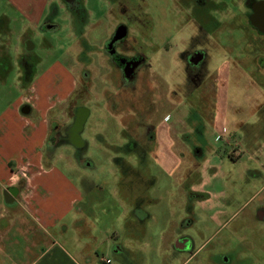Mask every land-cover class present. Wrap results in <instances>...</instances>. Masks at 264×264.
Returning <instances> with one entry per match:
<instances>
[{
  "label": "rangeland",
  "instance_id": "obj_1",
  "mask_svg": "<svg viewBox=\"0 0 264 264\" xmlns=\"http://www.w3.org/2000/svg\"><path fill=\"white\" fill-rule=\"evenodd\" d=\"M53 1L62 6L58 0ZM82 1L89 13L84 39L100 51L98 48L104 37L101 1ZM163 1L148 11L154 23L149 42L160 48L158 52H164L165 36L171 27L178 25L176 18L182 17L178 8L175 10L171 4L166 5L167 0ZM0 17L7 18V22L0 21V117L14 112L16 100L21 95L38 99L39 108L43 110L48 105L47 97L62 99L73 88L69 99L77 98L91 111L82 134L88 144L84 162L89 165L77 163L70 145L63 144L53 153H46L45 146L42 148L44 159L53 160L57 172L53 176L60 175L73 182L80 192V195L76 194L79 204L62 221L68 232L60 239L59 227L53 231L69 252L74 251L73 242L77 237L79 245L84 244L89 264H97L98 260L106 258L111 264H217L219 256H230L232 264H264V223L259 217L255 218L256 206L264 204V125L250 114L254 112L259 89L249 82L237 85L233 81L228 84V89H219L223 105L209 110L212 99L217 104L218 93L200 95L194 92L186 97L182 89V62L178 60V53L171 49L170 69L166 63L165 70L156 65L154 70L155 76L167 82L168 94L164 101L161 97L155 98L156 110L150 115L153 126L165 122V132L158 137L165 145L156 150L155 160L149 158L140 165V180L137 185H132L130 180L127 182V177H121V171L112 160L123 157L135 168L137 166L134 153L124 150L128 147L122 134V129L130 128L133 119L129 106H133V92L128 93V108L123 113L113 109L111 104H105L100 82L101 55L91 49L83 52L89 61L85 66L92 79L84 91H78L81 82L78 54L82 51L72 34L67 12L59 9L54 18L58 29L47 32H39L40 20L26 26L19 9L8 0H0ZM164 18L170 25H165ZM25 26L27 29L21 38ZM25 36L36 46L31 55L24 57L33 66L32 86L36 90H23L19 70L23 56H16V52H24L21 43ZM236 41L238 44H234V49L237 52L243 47L252 49L254 45L252 41ZM261 43L264 52V42ZM166 61L169 63L168 59ZM255 75V79L264 81V74ZM73 99L59 105L55 116L53 113L48 115V131L54 120L68 122ZM37 109L32 110V118L37 117ZM197 111L205 112V117L188 116L189 112ZM123 114L126 118L121 117ZM195 142L207 148L203 147L201 154H195L192 163L186 145ZM259 148L263 150L259 151ZM46 171L41 169L43 178L47 177ZM124 189L129 190L128 194ZM193 190L209 195L208 200H189L187 194ZM0 200L3 202V194H0ZM55 200L45 202L43 208L60 209L58 198ZM187 218L191 220L182 228L180 225ZM75 221L85 225L82 235L75 230ZM180 234L192 238L191 255L173 249L174 240ZM9 238L13 249L6 251L9 257L0 264H12L11 256L20 260L18 264L25 262L21 252L27 240L13 234ZM116 247H123L118 250L123 249V252L117 253Z\"/></svg>",
  "mask_w": 264,
  "mask_h": 264
},
{
  "label": "flooded vegetation",
  "instance_id": "obj_2",
  "mask_svg": "<svg viewBox=\"0 0 264 264\" xmlns=\"http://www.w3.org/2000/svg\"><path fill=\"white\" fill-rule=\"evenodd\" d=\"M58 1L62 6L54 1L50 2L45 16L38 24V30L39 32L57 30L58 26L54 23V18L58 15L59 9L68 13L72 34L77 38L82 51L78 54L81 64V82L78 91H84L89 83L90 75L85 66L89 61L83 51L95 50L84 39L89 13L82 0ZM100 1L104 14L102 15L104 37L98 48L102 59L100 82L103 85V100L108 106L111 104L113 109L123 113L128 106L126 105L128 93L133 92V106L129 105L132 107L133 119L130 121V128L122 129V134L126 138L128 147L124 150L134 153L132 156L137 158L138 162H135L137 166L135 168V165L132 166L123 157L112 160L116 168L121 171V177H127V182L130 180L132 185H137L140 180V165L149 158L155 160L156 150L159 151L160 147L165 145L160 144L165 141H158V137L165 132V122L153 126L150 115L156 110L155 98L161 97L164 101L168 94L167 82L164 78L159 79L155 76L154 70L156 66L165 70L166 63L167 69H170L171 49L178 53H176L178 60L182 62V89L186 97L194 92L200 95L205 92L211 95L218 93L221 97L219 89H228L229 83L234 81L240 85L249 82L254 88L260 90L257 92L258 98L255 100L254 112L250 114L264 125V81L255 79V74H264V52L260 46L261 42H264V0H167L166 5L171 4L170 6L175 10L178 8L182 12V17H175V23L178 25L171 27L168 35L165 36L164 52H158L160 48L149 42L154 23L148 12L153 6L157 7L164 3L163 0ZM1 20L3 21L4 18ZM163 22L167 26L170 25L165 18ZM52 25L54 27L49 29L48 27ZM23 35L24 33L21 38ZM23 38L21 44H23L24 52L20 54L21 57L23 56L20 67L21 78L24 82H29L34 75L33 66L24 57L31 55L36 46L30 38L26 36ZM236 39L254 42L253 48L243 47L240 52L235 51L234 44H238ZM127 88L130 89L127 91ZM211 101L209 110H214L216 105L213 99ZM73 103L74 101L70 102L67 123L56 120L51 122L45 150L46 153H53L63 144L70 145L74 150L73 156L77 159V163L87 166L89 163L84 162V153L88 144L82 134L90 111L82 104L73 105ZM190 115L203 119L206 113L189 112L188 116ZM121 117L126 118L124 114ZM186 146L191 153L192 163H194V155L201 154L203 147L207 148L205 145H198L197 142ZM154 160L153 162H156ZM127 191L129 190L125 191L126 194H128ZM187 196L189 200L205 201L207 199L206 195L196 193L194 190ZM189 215L191 216V213ZM256 217L264 221V208L261 206L255 208ZM190 220L187 218L180 226L186 227ZM173 249L179 253L191 255L192 238L186 234L178 235L174 240ZM217 258V264H232L230 256Z\"/></svg>",
  "mask_w": 264,
  "mask_h": 264
},
{
  "label": "crops",
  "instance_id": "obj_3",
  "mask_svg": "<svg viewBox=\"0 0 264 264\" xmlns=\"http://www.w3.org/2000/svg\"><path fill=\"white\" fill-rule=\"evenodd\" d=\"M8 1L19 9L27 22L26 26H29L34 21L38 23V20L45 16L50 4L48 2L53 0ZM3 18L7 22V18ZM26 26L22 31L23 33L27 29ZM84 37H86V32ZM13 46H16V42ZM89 46L93 47L92 45ZM94 52L101 55L97 50H94ZM20 54L21 52H16L17 57ZM89 75L90 82L92 79L91 72ZM32 82V78L29 82L23 81V90H36L32 86ZM72 84L74 87L75 79ZM73 89L62 99L53 96L47 97L48 105L43 110L39 108L38 99L35 100L21 95L16 100L14 112L9 116L5 115L7 117H0V194H3V202L0 200V261L9 257V252L6 253L7 250L13 249L12 242L9 241V236L13 234L21 236L25 241L27 240V244L23 246L21 252L25 262L21 264H89L90 262L84 251V244L79 245V238L76 237L73 242L74 251L69 252L53 233L59 227L58 238L61 239L62 234L68 232V227L62 221L79 204L80 201L77 195L80 192L76 185L73 186V182H69L60 175L53 176L57 173L53 168V160L44 159L42 153V148L46 145L49 133L47 117L50 113H53V116L56 115V108L67 98H70ZM73 100V105L81 103L77 98ZM216 102V106L219 105L220 107L221 103L223 105L224 100L218 96ZM24 106L29 107L27 114L21 112ZM33 109L38 110V115L35 118L31 116ZM263 148L258 150H263ZM50 155H46V157H51ZM41 169L47 170L46 178L40 175L42 173ZM21 172H23V175ZM61 191L64 194H61ZM57 194L60 195L56 196ZM207 196L209 198V195ZM55 197L58 198V202L61 204L60 209L43 208L45 202L55 200ZM259 204L258 206L264 208V204ZM77 212H79V209H77ZM262 222L264 223V221ZM73 225L78 234L82 235L84 233L86 227L83 223L76 222L75 224L73 222ZM27 237L30 238V241ZM119 248L123 247H116L115 250L121 254L123 249L118 251ZM11 257L15 260L11 261L12 264L20 262V260L16 261V257ZM97 264H101V260H98Z\"/></svg>",
  "mask_w": 264,
  "mask_h": 264
},
{
  "label": "water",
  "instance_id": "obj_4",
  "mask_svg": "<svg viewBox=\"0 0 264 264\" xmlns=\"http://www.w3.org/2000/svg\"><path fill=\"white\" fill-rule=\"evenodd\" d=\"M52 27H54V25L49 26L48 28L51 29ZM21 112L24 113V114H27V113L29 112V107H28V106H24V107L21 109Z\"/></svg>",
  "mask_w": 264,
  "mask_h": 264
},
{
  "label": "built area",
  "instance_id": "obj_5",
  "mask_svg": "<svg viewBox=\"0 0 264 264\" xmlns=\"http://www.w3.org/2000/svg\"><path fill=\"white\" fill-rule=\"evenodd\" d=\"M21 174L23 175V172H21ZM101 263L102 264H111V261L108 258H106V259H101Z\"/></svg>",
  "mask_w": 264,
  "mask_h": 264
}]
</instances>
